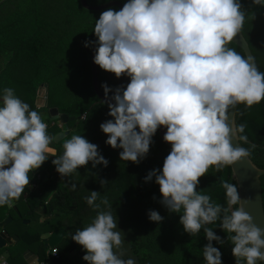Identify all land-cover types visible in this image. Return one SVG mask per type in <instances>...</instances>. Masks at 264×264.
<instances>
[{"label": "clouds", "instance_id": "1", "mask_svg": "<svg viewBox=\"0 0 264 264\" xmlns=\"http://www.w3.org/2000/svg\"><path fill=\"white\" fill-rule=\"evenodd\" d=\"M252 3L264 6V0ZM246 15L239 0H127L120 10L103 11L94 26V63L117 79L130 80L111 97L113 89L101 86L113 118L100 125L108 137L106 144L122 149L121 161L139 163L158 128H166L163 140L171 151L162 171H150L145 180L155 177L161 204L169 213H182L179 223L186 233L194 236L204 230L205 264H222L221 252L212 241H224L207 227L218 219L233 245L236 264L264 262V228L245 211L248 201L241 199L237 186L221 179L226 207L196 190L209 168L220 172L250 157L256 147L240 146L249 143L243 135L246 124L237 125L232 111L241 104L251 109L264 101V72L252 56L228 47L241 33ZM0 101V206L10 207L29 186V173L39 169L48 154L55 156L50 147L54 138L40 114L30 110L13 88H4ZM62 148V155L52 160L62 178L89 162L93 167L108 165L98 146L81 135L64 139ZM85 201L97 215L71 236L86 251L83 260L136 264L115 251L124 235L117 229L108 197L92 191ZM148 217L155 223L163 220L153 210Z\"/></svg>", "mask_w": 264, "mask_h": 264}, {"label": "trees", "instance_id": "2", "mask_svg": "<svg viewBox=\"0 0 264 264\" xmlns=\"http://www.w3.org/2000/svg\"><path fill=\"white\" fill-rule=\"evenodd\" d=\"M109 1L114 0H87V3L98 6ZM239 2L247 13L242 31L258 69L264 72V6H254L252 0ZM111 9L120 10L119 7ZM103 11L87 10L81 0H6L0 4V97L4 88H13L15 94L30 106V110L40 114L43 122L48 124V134L53 138L66 130L65 125L57 130L49 121L48 110L57 108L60 114L68 116L70 134L64 139L81 135L97 145L98 152L108 161L107 167H93L89 162L69 177L62 178L52 160L62 155L64 139L58 143L53 139L50 147L57 153L55 156L48 155V160L32 178L36 181V177L41 176V179L34 185L30 183L24 190L29 194L26 201L32 194H38L40 198L28 207L26 216L31 222L36 210H40L41 217L46 218L42 223L45 233L51 234L58 229L68 232L69 235L57 246L61 259L56 264H87L83 260L86 251L71 236L77 229L90 224L97 215L85 201L90 192L96 191L108 197L118 230L124 235L123 249H115L117 253L126 252L123 259L132 258L136 264H205L202 251L208 241L204 230L201 229L194 236L186 233L179 223L182 213H169L161 204L162 196L155 177L152 181L145 180L150 171H162L164 159L171 151V145L162 140L159 128L152 137L148 154L139 163L121 161L119 154L122 149H113L106 144L108 137L101 131L100 125L113 118L108 115L107 104L99 103L93 87L91 67L92 43L96 37L94 26ZM253 14L254 19L251 18ZM86 42L88 47H85ZM229 48L246 57L244 51L234 43ZM98 69L102 92L101 86L104 84L113 89L109 97L117 87H126L130 82L127 76L117 79L99 66ZM45 85L48 107L39 108L38 93ZM241 123L246 124L243 135L249 141L248 144L242 143V146L248 148L249 144L256 145L250 158L264 169V101L251 109L239 105L237 125ZM221 179L236 185L231 166L220 172L209 168L208 173L200 178L196 190L209 195L213 203L226 207ZM101 180L108 183L102 186ZM261 181L264 202V176ZM72 184L76 185L75 190L71 189ZM50 193L51 197L46 202L41 200ZM20 203L24 204L25 201ZM102 208L107 210L105 206ZM150 210L157 211L163 217L162 222H151L148 217ZM17 215V212L15 214V211L10 212L7 207L0 206V225L10 216L18 218ZM26 216L18 218L22 225ZM13 223L14 219L11 225ZM220 223L218 219L207 225L224 241L222 244L212 241V244L221 252L222 264H236L232 255L233 245L228 240V234L221 230ZM9 227L7 230L11 235L20 237L19 244L23 239L26 240L25 244H30L34 238L35 243L39 244L36 255L41 260L47 259L48 249L40 239L42 236L29 235L21 228L9 230ZM15 259L10 257L8 260L11 264H18Z\"/></svg>", "mask_w": 264, "mask_h": 264}, {"label": "water", "instance_id": "3", "mask_svg": "<svg viewBox=\"0 0 264 264\" xmlns=\"http://www.w3.org/2000/svg\"><path fill=\"white\" fill-rule=\"evenodd\" d=\"M5 1L6 0H0V4L4 3ZM81 3L85 9L90 11H103L112 7H119L121 9L124 5L122 2L116 0L109 1L107 3L98 6L89 5L87 3V0H81ZM96 40L97 37H95V39L93 40L92 50H91L93 87L96 95L99 98V103L107 104V102L105 101V95L100 88L99 69L98 66L94 63V56L97 47V44L95 43ZM231 43H234L235 45L240 47L244 51L246 57L252 56L257 66L254 54L250 48V45L246 37L244 36L243 31H241V33H239ZM230 44H228V47ZM46 89H47V85L43 86L39 90L38 94L40 96L44 92V105L38 106L39 108L48 107ZM238 107L239 105L237 106L236 109L232 110L233 112H235L234 119L236 124H237ZM48 116H49V121L51 123L60 121L63 125H65L66 130L64 132L61 131L54 137V141L58 143L70 134V130H68L69 128L68 116L66 114H60L57 108L49 109ZM165 133H166V128L160 127L159 134L162 140ZM240 146L243 147L242 143L240 144ZM231 170H232V178L237 185L241 199L248 201V203L245 205V211H247L253 217V221L258 227L264 228V202H263L262 181H261L262 177L264 176V169L258 167L253 162V160L250 157H248L243 159L242 161L237 162L235 165H232ZM12 222H13V218L8 217V219L0 225V250H4L9 246H14L20 241V238L17 235H11L7 230V228L11 225ZM25 224H29V223L26 221ZM68 235L69 234L65 229L54 230L51 234H49L47 238L43 240V243L47 249L55 248ZM258 264H261V262L258 261Z\"/></svg>", "mask_w": 264, "mask_h": 264}, {"label": "rangeland", "instance_id": "4", "mask_svg": "<svg viewBox=\"0 0 264 264\" xmlns=\"http://www.w3.org/2000/svg\"><path fill=\"white\" fill-rule=\"evenodd\" d=\"M54 126L56 127L57 130L58 129L59 130L63 129V128H60L58 126V122H56ZM63 132H64V130H63ZM36 171L37 170H34L32 172V174H35L34 172H36ZM25 192L26 193H24L19 198V200L13 201V203H12V205L10 207L8 205H4V207H7L8 209H10V212L15 211V214L17 212L18 215H20V213H22L21 216H26L28 207L31 204H33L36 200H38L40 198H38V196H39L38 194H32V195L29 196L28 201H26L27 200L26 199V195H29V194H27V191H25ZM50 197H51V193L48 194V195H46V196H44L43 198H41V200L46 201ZM23 200L25 201L24 204H21V203L18 204L19 201H23ZM18 211H20V212H18ZM18 215H17V217H18ZM41 216H42V214H41L40 210H36V212L34 214V219L31 220V222H30L29 216H26L24 218L23 225H22V222L20 221V219H18L19 217L18 218H16V217L13 218V216H10V217H12L14 219V223L9 227V230L10 229L15 230V228H21V230L26 231L27 233H29V235L30 234L31 235L39 234L40 236L48 237L49 234H47V233L44 232V228H43L44 226L42 225V223L44 222L45 218L44 217H41ZM26 221L29 224H25ZM117 229H119V228L117 227ZM25 242H26V240L23 239L21 241V244H19V245L9 246V247H7L4 250H0V258L3 257L5 259H9L11 257V258H16L15 260H18L19 256L23 252H25L27 250V247H25ZM121 249H123V248H121ZM6 253L9 254V257H6V255H5ZM122 253H123V255H126V252L125 251H122ZM32 254L34 256V259H31L30 264H36L37 263V255L35 253H32Z\"/></svg>", "mask_w": 264, "mask_h": 264}, {"label": "built area", "instance_id": "5", "mask_svg": "<svg viewBox=\"0 0 264 264\" xmlns=\"http://www.w3.org/2000/svg\"><path fill=\"white\" fill-rule=\"evenodd\" d=\"M56 122H58V126L60 128H64V125L60 121H56ZM55 123H53V125H55ZM46 257H47L46 261H38L36 264H56L61 259L59 249L57 247L48 248L46 252ZM0 264H11V263L9 262L8 259L2 257L0 258Z\"/></svg>", "mask_w": 264, "mask_h": 264}, {"label": "crops", "instance_id": "6", "mask_svg": "<svg viewBox=\"0 0 264 264\" xmlns=\"http://www.w3.org/2000/svg\"><path fill=\"white\" fill-rule=\"evenodd\" d=\"M37 102H38V106H41V105H44V92L41 94V96L39 95V98L37 99ZM34 175V174H33ZM30 184V183H29ZM26 193V192H25ZM28 194V193H27ZM26 197H27V195H26ZM45 238H47V237H44V239ZM20 243V241L17 243V244H19ZM16 245V244H15ZM25 247H27V249H28V244H25ZM32 253H35V252H29L28 250H26L25 252H23L20 256H19V258H18V260H16V263H18V264H24V262H26L27 264H30V262H31V259H34V256H33V254ZM36 254V253H35ZM6 255V257H9V254L8 253H6L5 254ZM47 260V259H46ZM46 260H41L40 259V257H38L37 256V262L38 261H46Z\"/></svg>", "mask_w": 264, "mask_h": 264}, {"label": "flooded vegetation", "instance_id": "7", "mask_svg": "<svg viewBox=\"0 0 264 264\" xmlns=\"http://www.w3.org/2000/svg\"><path fill=\"white\" fill-rule=\"evenodd\" d=\"M57 153V151L55 150V154ZM48 155H53V154H48ZM35 174L33 175L32 173H30L29 175H31V178H30V183H32L33 185H34V183L36 182V181H38V180H40L41 179V176H37L36 177V181H35V179L33 180L32 178L33 177H35L36 176V173H37V171L36 172H34ZM48 200V199H47ZM46 200V201H47ZM45 201V202H46ZM19 217H21L20 215H19ZM46 219V218H45ZM40 239L41 240H44V237L42 236V237H40ZM16 245H18V244H16ZM38 247H39V244L38 243H35V241H34V238L31 240V243L30 244H28V251L29 252H35V251H37L38 250Z\"/></svg>", "mask_w": 264, "mask_h": 264}]
</instances>
